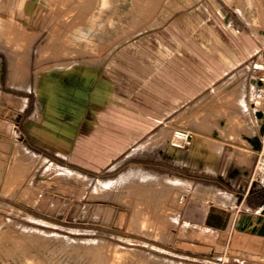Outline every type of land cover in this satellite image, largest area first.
<instances>
[{
    "label": "rangeland",
    "instance_id": "374dc122",
    "mask_svg": "<svg viewBox=\"0 0 264 264\" xmlns=\"http://www.w3.org/2000/svg\"><path fill=\"white\" fill-rule=\"evenodd\" d=\"M200 1L0 0V264H225L183 214L200 182L244 192L264 27L233 20L236 50Z\"/></svg>",
    "mask_w": 264,
    "mask_h": 264
},
{
    "label": "crops",
    "instance_id": "0c3cea01",
    "mask_svg": "<svg viewBox=\"0 0 264 264\" xmlns=\"http://www.w3.org/2000/svg\"><path fill=\"white\" fill-rule=\"evenodd\" d=\"M203 1L205 2V0L200 1L201 5L197 9L201 10L204 8L206 2L202 3ZM220 7L216 5L215 10L220 11ZM225 18L228 19V37H230L228 46L231 44L237 50L238 44H233L238 43L240 39L237 40L235 38L252 36L254 33H249L248 30L235 26L233 20H255L258 26L263 28L264 0H228V11ZM246 28L250 27L247 26ZM261 33L264 34V29H261ZM214 34L218 35V33ZM254 51L258 52L259 50ZM229 52L228 48V71H231L234 66L242 62V54L238 55V57L236 56L237 59L232 60ZM251 81L254 84L253 77ZM253 96L248 99V102L246 100L248 103L247 107L240 109L239 114L243 115L244 118L239 130L236 129V133H239L257 151L251 170L247 175L244 192L239 196L234 194L227 196L224 194L227 192H223L220 187L205 186L200 182L198 186L194 187L193 191L201 197L197 198L195 196L186 203L183 214L187 222L206 227L218 236H223L222 242L226 253L225 264H264V189L252 185L250 182L256 157L264 146V118H260L257 115L261 109L253 106ZM224 137L227 139V135H224ZM206 142L207 146L214 148L216 152L215 146L217 145H221L222 150L225 148V145L221 143L211 144L210 141ZM200 148L201 144H198L192 150V156L200 158ZM208 163L211 164L212 162L208 161ZM211 166L209 165V168H213ZM199 168L198 174L200 177L198 179L200 181L206 180V178L213 179L215 176L218 178L225 174V171H222V169L220 171L218 167L214 168L213 175H207L208 173L204 168ZM201 174H205L208 177Z\"/></svg>",
    "mask_w": 264,
    "mask_h": 264
},
{
    "label": "built area",
    "instance_id": "2783aa9c",
    "mask_svg": "<svg viewBox=\"0 0 264 264\" xmlns=\"http://www.w3.org/2000/svg\"><path fill=\"white\" fill-rule=\"evenodd\" d=\"M251 71L254 74L253 106L264 109V48L251 62ZM181 136H186V134L182 133ZM250 182L252 185L264 189V146L256 157Z\"/></svg>",
    "mask_w": 264,
    "mask_h": 264
},
{
    "label": "water",
    "instance_id": "95a60500",
    "mask_svg": "<svg viewBox=\"0 0 264 264\" xmlns=\"http://www.w3.org/2000/svg\"><path fill=\"white\" fill-rule=\"evenodd\" d=\"M257 115H258L260 118H264V109L259 110Z\"/></svg>",
    "mask_w": 264,
    "mask_h": 264
},
{
    "label": "bare ground",
    "instance_id": "6f19581e",
    "mask_svg": "<svg viewBox=\"0 0 264 264\" xmlns=\"http://www.w3.org/2000/svg\"><path fill=\"white\" fill-rule=\"evenodd\" d=\"M181 135H182V134H181ZM220 150H222V149H221V146H218V147H217V152L220 151Z\"/></svg>",
    "mask_w": 264,
    "mask_h": 264
}]
</instances>
